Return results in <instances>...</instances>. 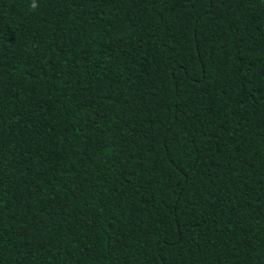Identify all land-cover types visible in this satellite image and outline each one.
Instances as JSON below:
<instances>
[{
	"label": "trees",
	"instance_id": "obj_1",
	"mask_svg": "<svg viewBox=\"0 0 264 264\" xmlns=\"http://www.w3.org/2000/svg\"><path fill=\"white\" fill-rule=\"evenodd\" d=\"M0 264H264V0H0Z\"/></svg>",
	"mask_w": 264,
	"mask_h": 264
}]
</instances>
